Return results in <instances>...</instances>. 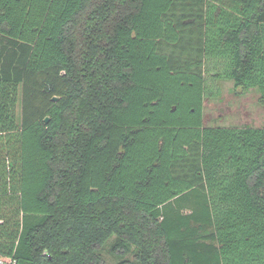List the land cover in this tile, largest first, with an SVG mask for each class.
Instances as JSON below:
<instances>
[{
  "label": "trees",
  "instance_id": "1",
  "mask_svg": "<svg viewBox=\"0 0 264 264\" xmlns=\"http://www.w3.org/2000/svg\"><path fill=\"white\" fill-rule=\"evenodd\" d=\"M211 60L264 105V0H0V257L264 264V124H204Z\"/></svg>",
  "mask_w": 264,
  "mask_h": 264
},
{
  "label": "rangeland",
  "instance_id": "2",
  "mask_svg": "<svg viewBox=\"0 0 264 264\" xmlns=\"http://www.w3.org/2000/svg\"><path fill=\"white\" fill-rule=\"evenodd\" d=\"M227 68L225 61H207V94L204 99V124L225 127H261L264 124V105L259 101V91L255 88L245 91L236 88L232 80L213 79L214 73ZM21 105L18 107L20 116ZM264 192V190H263ZM114 238V237H113ZM111 239L108 243H112ZM106 245L101 254L108 264H115L118 257ZM132 257V255H130Z\"/></svg>",
  "mask_w": 264,
  "mask_h": 264
},
{
  "label": "built area",
  "instance_id": "3",
  "mask_svg": "<svg viewBox=\"0 0 264 264\" xmlns=\"http://www.w3.org/2000/svg\"><path fill=\"white\" fill-rule=\"evenodd\" d=\"M16 259L14 257H11L9 259H3L0 257V264H16Z\"/></svg>",
  "mask_w": 264,
  "mask_h": 264
},
{
  "label": "water",
  "instance_id": "4",
  "mask_svg": "<svg viewBox=\"0 0 264 264\" xmlns=\"http://www.w3.org/2000/svg\"><path fill=\"white\" fill-rule=\"evenodd\" d=\"M56 99V98H55ZM49 120V118H47V121Z\"/></svg>",
  "mask_w": 264,
  "mask_h": 264
}]
</instances>
